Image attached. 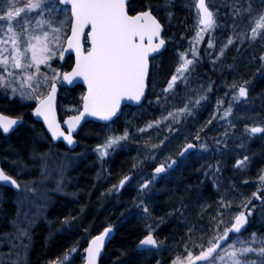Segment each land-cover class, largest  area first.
<instances>
[{"label":"trees","instance_id":"obj_1","mask_svg":"<svg viewBox=\"0 0 264 264\" xmlns=\"http://www.w3.org/2000/svg\"><path fill=\"white\" fill-rule=\"evenodd\" d=\"M208 5L214 13L215 24L200 41L196 0L131 1V14L152 10L165 27L168 47L152 60L150 92L141 107L124 108L122 116L110 124L89 122L82 128L75 152L82 147L92 150L98 139L121 137L125 132L128 136L119 141L118 147L110 149L99 165L89 154L73 170L72 195L57 196L46 219L34 229L30 264L54 263L77 246L83 250L89 239L110 222L120 226L118 220L124 214L127 217L131 210L129 220L122 223L106 248L108 262L168 264L173 256L183 257L188 250L197 257L227 229L229 223L219 226L215 222L216 216L226 212L223 213V208L234 215V209L247 203L256 191L258 186L253 182L264 174V133L252 137L250 129L264 128V75L261 74L264 28L257 27L255 39L247 32L264 17V3L262 0H208ZM66 33L67 38L69 29ZM229 39L232 44H228ZM196 44L198 52L193 56ZM182 54L190 55L193 63L180 75L177 70L184 61ZM59 59L51 60L49 67L63 75L72 68L74 59L69 57L64 65ZM47 67H43L46 73L50 72ZM173 75H177V81L165 92ZM240 86L250 90V100L235 107L237 100L232 97L238 95ZM84 93L82 86L72 89L61 86L58 101L61 120L80 111ZM201 97L207 99L201 100ZM35 104L11 99L0 90V112L24 118V124L9 137L0 135L4 169L9 165L7 162L15 163L25 171V177L31 176L22 184L34 178L38 168L31 159L39 150L68 151L62 144L53 146L42 124L33 119L31 110ZM229 107L232 111L225 116ZM165 139L174 143L171 145L174 149H165L164 153ZM197 140L199 150L178 158L186 143H197ZM254 140L257 142L253 143ZM160 155H165V162L161 164L174 159L178 163L173 171L157 177L155 168ZM245 156L247 161L237 167V162ZM151 158L154 165L146 169L144 161ZM200 163L201 174L197 171ZM255 171L257 177L251 182ZM128 176L130 182L117 193L121 181ZM145 184L149 185L147 189L143 188ZM16 205V193L1 187L0 224L3 227L13 219ZM136 215L139 222L133 218ZM259 215L264 216V210ZM79 233H89L83 243ZM149 233L155 235L159 250H138L139 242ZM246 233L242 236L248 241L250 237Z\"/></svg>","mask_w":264,"mask_h":264},{"label":"snow or ice","instance_id":"obj_2","mask_svg":"<svg viewBox=\"0 0 264 264\" xmlns=\"http://www.w3.org/2000/svg\"><path fill=\"white\" fill-rule=\"evenodd\" d=\"M262 3H264V0H262ZM0 4H7L6 10L0 7V12H3L0 15V22H9L7 32L10 34L6 39L0 38V87L11 88L12 98H17L18 92L20 99L31 98V93L23 90L24 83L37 79L40 74V65H47L48 61L57 55L54 46L59 45L61 27L54 26L53 13L59 14L64 11V9L58 7L61 4H71V13L74 17L72 35L68 38V47H74L77 54L76 68L73 75L83 77L88 86V94L83 98L84 111L79 116L72 117V122L79 124L85 113L90 116H97L104 121H110L117 115L121 99L127 98L139 102L144 95V80L149 53L159 52L165 44L164 39H159L158 43H153V38L160 35L161 25L150 11L129 16L126 11L125 0H32L25 8L15 7V0H0ZM197 7L201 15L199 23L206 28H212L215 21L213 13L205 4V0H199ZM248 11H251V9ZM33 12L36 15L47 14L49 17L40 21L39 28L43 35L29 33L24 39H21L24 32H27L26 25L28 22L27 15L22 17V14ZM260 19L264 21V17ZM14 20L23 28V31L19 34L14 32L11 27ZM45 24L47 29L43 27ZM88 26H90V31L87 38L90 42V48L85 53L82 51L80 41L83 29ZM0 27H3L2 23H0ZM257 27L264 28V23L258 24ZM252 32L254 34L253 39H255L257 28H253ZM145 37H147V46L144 44ZM197 38H201L199 33H197ZM33 40L35 43H32ZM232 43L233 41L229 39L228 44ZM9 44L10 48L8 47ZM208 47L211 48L213 45L210 43ZM195 54V51H193V56ZM220 54L223 55V49ZM60 58L63 59L62 53ZM181 59L184 60V63L177 71L180 75H183V72L188 70V65L192 64L193 61L185 59L183 54ZM261 59H264V57H261ZM32 67H35L36 75L27 74V70ZM14 70H21L25 73L20 89L12 87L17 80L21 79L20 74ZM177 78V75L172 76L165 92L174 87ZM65 79L67 80L68 77L65 76ZM28 86L29 88L32 87L30 83ZM52 92H55L54 86ZM247 94L246 87L240 86L238 95L233 96L232 99L238 100L246 97ZM52 99L53 96L49 95L47 101H41V106L36 108L35 114L38 117H44L49 129L52 130V136L58 138V129L55 127L54 122L49 119ZM204 99L207 98L201 97V100ZM196 103L199 104L200 101ZM220 103L223 104V101H220ZM231 111L232 109L229 107L224 115H229ZM188 114L190 115L191 112L189 111ZM17 124L16 119L0 116V135L13 131V126ZM149 127H152V125H149ZM141 131H144V129H141ZM250 132L252 134L264 133V128L252 127ZM59 135L63 136L69 145L73 144L71 135L64 136L62 132ZM127 136L128 133L125 132L121 137L110 138L106 147L118 144L120 140L126 139ZM193 148L194 145L189 143L181 153V158ZM106 154L101 152L102 157ZM247 159L248 157L245 156L244 160L238 161L236 166L240 167ZM175 163L176 161H173V164L155 168L156 176L165 173L166 169L172 168ZM61 179L63 180V177ZM0 182H9V186L17 183L15 179L6 175L2 170H0ZM123 184L124 181H121V185ZM148 186V184H145L143 188L147 189ZM60 187L61 184L58 183L57 189L59 190ZM251 215V210L248 211L247 216L244 212H240L235 217V223L223 232V235L219 237V241L212 243L196 259L207 260L209 264H217V257L219 256L217 249L222 247L220 241L228 242L230 233L240 234L245 229ZM111 231V228H105L102 235L92 240V246L87 249L89 264H96V258L101 253L104 239L110 235ZM261 244L264 245V242H261ZM156 245L157 241L151 233L139 242V248L145 251ZM238 251L239 256L237 251L228 253V261L231 264H257V260L259 264H264V246H261L258 252L253 247H243ZM214 253H217V256H214ZM249 253H252L256 259L249 257ZM219 259L224 260L223 257H219ZM0 264H3V262L0 261Z\"/></svg>","mask_w":264,"mask_h":264},{"label":"rangeland","instance_id":"obj_3","mask_svg":"<svg viewBox=\"0 0 264 264\" xmlns=\"http://www.w3.org/2000/svg\"><path fill=\"white\" fill-rule=\"evenodd\" d=\"M30 2H32V0H15V7L25 8L29 5ZM0 7H3L6 10L7 4H0ZM58 7L64 9V11L60 12L59 14L53 13V16L55 18L54 26H60L61 32L59 45L54 46V50L57 55H55L51 60L58 57L60 58L61 50L66 39V31H68L71 24V16L67 18V14H70L69 9L63 7L62 5H58ZM2 14L3 12H0V15ZM25 15H27L28 20L26 25L27 32H24V36H21V39H24V37L29 33H31L32 35L42 36L43 32L40 30L39 25L41 20H46L49 18L47 14L36 15L33 12L30 14H22V17ZM0 23H2L3 25V27H0V38L6 39L10 35L7 32L9 22L4 21ZM260 23H264V21H261L260 19L258 24ZM11 27L17 34L23 31L21 25L17 24L15 20L11 23ZM43 27L44 29H47L46 24ZM253 28H257V26H251V29L247 32L248 35H254L252 32ZM208 31L209 30H207L206 32H199L201 38L197 39L201 41L203 36L207 34ZM255 34L257 35L258 32ZM242 38L244 39L245 35ZM32 43H35V41L33 40ZM8 47L10 48V44L8 45ZM194 51L197 54V44L194 47ZM188 56L190 55L185 54L184 58L190 59ZM51 60L48 61L47 65H40V74L38 75L37 79H34L33 81H30L28 83H24L23 90L26 92H30L31 98L20 99L18 92V99L23 102H38L49 93L50 87L53 83L61 81L62 75L57 71H53L49 67L51 64ZM183 63L184 61L182 62V64ZM45 66H48L47 68L50 69V72H45V70L43 69V67ZM14 71L20 74L21 79L17 80L12 85V87L20 89L25 73L21 70ZM27 74L36 75L35 67L28 69ZM29 83L32 85L31 88H29L28 86ZM0 90L4 93V95H8V97L12 98L11 88L6 89L4 87H0ZM108 140L109 139H105L103 141H101L100 139L96 140L95 147L90 151L86 147H82L78 152H59V150H50L47 152V155L45 157L39 158L37 160L38 162L36 161L35 165L38 169L35 173L34 178H31L34 180L29 179V181H27L25 184H22L21 191L16 194V211L14 213L13 219L10 220L9 223V225H11V228L14 229V237L12 236L11 239L7 240L3 248H0V261H2L3 264H23V262L20 263V261H24L28 252L27 250L31 245H33L34 229L40 222L46 219L47 212L51 206L50 204L52 203V199L57 197L59 194H71L70 188L72 186V178H70L69 172L78 167L80 162L89 154L93 155V158L95 159L93 161L99 165L102 158L108 155L110 149L118 147L119 143L111 147H106ZM101 152H105L107 154L102 157ZM30 177L27 176V178ZM61 177H63V180L61 179ZM58 183L61 184L59 190L57 189ZM251 223H249V228L251 226ZM241 237L243 236L241 235ZM247 237H250V240L234 241L230 244L222 246L218 251L219 256L217 257V264H225V262H227V264H231V262L228 261V253L231 251H237V255L239 256L238 250L243 247H253L258 252V248L255 246L256 242L253 238V234ZM70 255L72 254L65 256L60 261H55L52 264H68L67 261L69 260ZM214 256H217V253ZM248 256L252 259H256V257L252 253H249ZM219 257H223L224 260L221 261ZM195 258L196 257L192 255L188 250L184 252L183 257L180 255L175 257L173 256L168 264H191V262ZM198 264H209V262L207 260H204ZM257 264H259L258 260Z\"/></svg>","mask_w":264,"mask_h":264},{"label":"bare ground","instance_id":"obj_4","mask_svg":"<svg viewBox=\"0 0 264 264\" xmlns=\"http://www.w3.org/2000/svg\"><path fill=\"white\" fill-rule=\"evenodd\" d=\"M209 7V6H208ZM196 9H197V3H196ZM209 9L211 10V12L213 13V11H212V9L209 7ZM197 12H198V14H199V21H200V18H201V15H200V12H199V10L197 9ZM214 14V13H213ZM163 25V24H162ZM199 25H200V29H201V32H203V31H205V28L204 27H202V24H200L199 23ZM164 26V25H163ZM164 29H165V27H164ZM166 40V39H165ZM167 42V41H166ZM167 44H168V42H167ZM162 54V53H161ZM160 54V55H161ZM152 69H153V67H152ZM151 74H152V71H151ZM262 75H264V67L262 68V73H261ZM56 84H58V86H59V88L61 89V86L63 85V86H65L64 85V83H63V76H62V79H61V81L60 82H55ZM54 83V84H55ZM66 87V86H65ZM247 89V88H246ZM149 92H150V86H149V91H148V94H149ZM247 92H248V94H247V96L246 97H244V98H239L237 101H236V103H234V106L235 107H238V106H243V104H245V103H248L249 102V100H250V90L249 89H247ZM147 97H148V95H147ZM11 99H13V98H11ZM147 99V98H146ZM146 101V100H145ZM145 101H144V103H145ZM143 103V104H144ZM142 104V105H143ZM141 105V106H142ZM141 106H139V107H141ZM127 107H132V106H127ZM139 107H132V108H139ZM3 114H5V113H3ZM5 115H8V114H5ZM8 116H10V115H8ZM12 117H14V116H12ZM33 117V116H32ZM16 118H22V117H16ZM23 120H24V118H22ZM89 122H91V123H96V122H93V121H88L87 123H89ZM86 123V124H87ZM23 124H24V122H23ZM22 124V125H23ZM97 124H100V123H97ZM22 125H20V126H22ZM19 126V127H20ZM260 126H262L261 124H260ZM18 127V128H19ZM259 127V126H258ZM17 128V129H18ZM16 129V130H17ZM16 130L14 131V132H16ZM13 132V133H14ZM81 132V131H80ZM80 132H79V134H80ZM78 134V135H79ZM258 133H256V134H254V135H252V137H254L255 135H257ZM260 134H262V133H260ZM11 135V134H10ZM9 135V136H10ZM3 136L4 137H9V136H5L4 134H3ZM259 139V138H258ZM257 140V139H256ZM256 140H254L253 141V143L256 141ZM258 141V140H257ZM256 141V142H257ZM189 143H191V144H193L194 145V148L192 149V150H189L188 151V153L186 154V155H184L183 157H186V156H188L190 153H194V152H196L197 150H199V143H198V140H197V143H195V142H188V143H186L183 147H182V149L180 150V152H179V154H178V158H181V153L184 151V149L186 148V146L189 144ZM51 144H53V146H57V145H60V144H55L53 141H51ZM172 144H174V143H172ZM171 144V142L168 140V139H165L164 141H163V152H164V150L165 149H174V147L173 146H171L172 145ZM179 147V146H178ZM177 148V147H176ZM255 148V150L256 149H258L257 148V145H256V147H254ZM170 151V150H169ZM165 153V152H164ZM251 155H252V153H250ZM47 155V152H45V151H38V154H35V155H33V157H32V159H31V161L32 162H34L35 164H36V161L39 159V158H41V157H45ZM38 157V158H37ZM253 157L255 158V154H253ZM165 158V155H160V156H158L157 157V166L156 167H160V166H162V165H165V163L164 164H161V162H165V161H163V159ZM254 158L252 159V161H254ZM153 160L154 159H147L146 161H144L145 162V166H146V169L147 168H151L153 165H154V162H153ZM249 160H250V158H249ZM0 161L2 162V164H3V170H4V172L8 175V176H11V177H13V178H15L16 179V177L15 176H13L14 174L17 176V177H19V179H20V181H18L17 179V182L19 183V185H21L22 184V182L24 181V179H26L27 177H25V175H27L26 173H25V171L24 170H22V169H20L19 167H17L16 165H15V163H9V162H7L9 165H8V167H7V169L5 170L4 169V161L2 160V158L0 157ZM173 161H176V163H175V165L172 167V168H170V169H166V172L167 173H165V174H168V173H170L171 171H173L175 168H176V166H177V163H178V159H174V160H171V162H170V160L168 161V163L166 164V165H169V164H173ZM251 161V160H250ZM38 162V161H37ZM201 165H202V163H200V166H199V168L197 169V171H198V173L199 174H201L200 173V171H203V169H200L201 168ZM72 172L73 171H70L69 172V175H70V178H72L73 179V175H72ZM165 174H160V175H165ZM257 177V174H256V171L253 173V174H251V182L255 179ZM126 179V180H125ZM124 179V182L126 181V183L125 184H123V185H120L119 187H118V190L116 191L117 193H119V192H121V190H122V188L128 183V182H130V176H128V177H126ZM128 179H129V181H128ZM259 180L260 181H262V182H259ZM73 181V180H72ZM69 182V181H68ZM21 183V184H20ZM261 183H262V185H261ZM253 184L255 185V187H257V189H256V191L253 193V195L249 198V200H248V202L247 203H245L243 206H238L237 208H235L234 209V215H233V213L231 214H229L228 213V211H227V209H225L224 210V208H223V213H224V211H226L224 214H221V215H219V216H216L215 217V222L217 223V225H219V226H224L225 224H227V223H229L228 224V226H227V229H229V228H231L232 227V225L234 224V222H233V220H235V217L240 213V212H244L245 213V215L247 216V213H248V211L249 210H251V212H252V215L248 218V226H247V228H246V231L245 232H243V233H240V234H235V233H230V235H229V240H228V242H224V241H220V243H221V245L222 246H224V245H227V244H230V243H232V242H234V241H244L245 239H244V237H241V235H243L244 233H246L247 231V236H249V235H251V234H253V238H254V240H255V242H256V244H255V246L258 248V251H259V249H260V247L261 246H264V245H262L261 244V242H264V216H262V215H259L260 213H261V211L262 210H264V174L262 175V177L259 179L258 178V180L255 182H253ZM251 185H252V183H250L249 184V188L251 187ZM0 189H1V187H0ZM62 194H59L58 196H61ZM67 196V195H66ZM56 198L57 197H55V198H53L52 199V203L50 204L51 206H50V208H49V210L52 208V206L54 205V203H55V200H56ZM131 204H133L132 202H131ZM48 210V211H49ZM133 210L135 211V208H133ZM131 212H132V210H131ZM131 212H130V214L128 215V216H131L132 214H131ZM126 214H124L123 216H121V218L118 220V223H120V226H118V225H114L113 223H111L110 222V225H108V226H106L105 228H107V227H110V226H112V227H114L115 228V234H114V237L112 238V240L115 238V236L117 235V232H118V229H119V227H121V225H122V223H124L127 219H128V216L126 217L125 216ZM134 218V220L136 221V222H139L140 221V218H139V216H135V217H133ZM251 219V220H250ZM129 220V219H128ZM232 221V222H231ZM251 221H252V223H251ZM9 223L10 222H8L7 224H6V226L5 227H3L2 226V224H0V248H3V246L5 245V243L7 242V240H9V239H11V237L13 236L14 237V229H12L11 228V225H9ZM117 223V224H118ZM249 223H251V226H250V228H249ZM104 228V229H105ZM103 229V230H104ZM226 229V230H227ZM102 230V231H103ZM225 230V231H226ZM101 231V232H102ZM100 232V233H101ZM99 233V234H100ZM88 235H89V233L88 234H85V233H79V235H78V238H80L79 240H81V243H83L85 240H86V238L88 237ZM98 235V234H97ZM153 235V234H152ZM95 237V236H94ZM94 237H92L91 239H89V241H88V243H87V245L83 248V250H82V247H75V248H73L72 250H69L67 253H65V255L64 256H62L58 261H60L62 258H64L65 256H67V255H69V254H72V255H70V258H69V260L67 261L68 262V264H84L85 262H86V258H87V248H88V244H89V242L94 238ZM153 237H154V239L156 240V237H155V235H153ZM144 238H146V236L144 237ZM143 238V239H144ZM142 239V240H143ZM111 240V241H112ZM110 241V242H111ZM157 241V240H156ZM219 241V240H218ZM109 242V243H110ZM80 243V244H81ZM158 244V243H157ZM151 248H153V249H158V245H156V246H154V247H150L149 249H151ZM33 249H34V247H33V245H31L30 247H29V249L27 250L28 252H27V254H26V257H25V259H24V261H20V263L21 262H23V264H30V257H31V254H32V251H33ZM77 249V250H76ZM221 249V247L220 248H218L217 249V252L219 251ZM138 250H142V249H140L139 247H138ZM159 250V249H158ZM81 251H82V255H80L81 254ZM147 251H149V250H147ZM155 251V250H154ZM157 251V250H156ZM206 251V250H205ZM105 252H106V249H105V251H104V254H103V256H102V258H101V262H100V264H117V262L116 261H114V260H112V262H108V260H107V257L105 256ZM201 254V253H200ZM199 254V255H200ZM216 253H214L213 255H215ZM198 255V256H199ZM196 259V258H195ZM194 259V260H195ZM202 261H204V260H201V261H199V262H197V263H200V262H202ZM22 264V263H21ZM52 264V263H51ZM196 264V263H195Z\"/></svg>","mask_w":264,"mask_h":264},{"label":"water","instance_id":"obj_5","mask_svg":"<svg viewBox=\"0 0 264 264\" xmlns=\"http://www.w3.org/2000/svg\"><path fill=\"white\" fill-rule=\"evenodd\" d=\"M131 1L132 0H125L127 14L129 16H135V15H138V14L142 13V12H140V13H137L135 15L130 14L129 4L131 3ZM198 3H199V0H197V5H198ZM205 4L208 7L207 0H205ZM62 5L63 6H68L70 8V13H71V4H62ZM197 9H198V7H197ZM151 14H152L153 17L156 18V20L161 25L160 35L158 37H154L153 38V43H158L159 42V39H164L163 38V34H164V30L165 29H164V26L162 25V23L158 20V18L152 12H151ZM71 16H72V13H71ZM213 18H214V16H213ZM73 23H74V17L72 16V24H71V30H70L69 37H71V35H72V25H73ZM202 27H205V26L202 25ZM89 31H90V26L85 27L83 29V35L81 36V41H80L81 42V46H82V51H84L85 53L87 51L86 45H85V39L87 38V34H88ZM164 41H165V44L160 48L159 52H155V53L150 52L149 53L148 61H147V65L148 66H147V70H146V74H145V80H144V84H145V87H144V95L141 97L140 101L137 102V101L129 100L127 98L121 99V101H120V107L117 110V115L114 116L110 121H104V120H101L97 116H90L87 113H85L84 117L81 119V121L79 122V124H74L72 122V117L79 116L80 113L84 111V99H83L82 109H81L80 113H78L75 116L68 117V118L64 119L63 121H61L60 120V117H59V113H58V98H59L60 88H59L58 84H56V83L52 85L49 94L42 101H47L49 95H52L53 96V99L51 101V112H50V115H49V119L54 122L55 127L58 129V133H57L58 138H54L52 136V130L49 129L48 123L45 121L44 117L43 116H39L38 117L35 114L36 108L41 106V101L31 111V114L34 117V120L37 121V122H39V123H41L43 125V127H44L45 131L47 132L48 136L51 138V140L55 144L63 143L71 151L77 150L78 149V146H79V143H78V141L76 139V136L79 134V132L81 131V129L84 127V125L88 121H93V122L100 123V124H108V123H111V122L115 121L116 119H118L122 115L123 108H125L127 106L139 107V106H141L144 103V101L146 100L148 91H149V79H150V73H151V58H153V57H155L157 55H160L161 53H163L167 49L168 44H167V42H166L165 39H164ZM88 43H89V48H90V42H89V40H88ZM144 44L147 46V37H145ZM70 56H73V58H74V64H73L72 69L70 71H68L67 73L64 74V76H63V83H64V85L66 87H68L70 89H72V88H74V87H76L78 85L82 86L86 90V93H85V96H86L88 94V86H87V83L84 81L83 77H79V76H74L73 75V72H74V70L76 68L77 54H76V50H75L74 47L73 48H69L68 47V39H67V41L65 43L64 50H63V59H61V64L65 63L66 60L68 59V57H70ZM65 76L68 77L67 80L65 79ZM53 86L55 87V92L54 93L52 92ZM0 116L7 117L8 119H16L18 121V124L13 126L14 130L13 131H10L7 134H4L5 136H9L10 134H12L24 122V120L22 118L11 117V116L5 115L3 113H0ZM61 132L64 134V136L71 135V137L73 139V144L72 145H69L67 143V141L64 140L63 136H60L59 135V133H61ZM0 170H2L4 172L3 165L1 163V161H0ZM11 178L12 179H15L13 177H11ZM128 181H129V179H128ZM16 182H17V180H16ZM125 183H126V181L124 182V184ZM0 184L6 186L7 188H9V189H11L13 191H19L20 190V185H19L18 182L16 183V185H11V186H9V182H0ZM107 228H111L112 231H111L110 235L109 236H106L105 239H104L103 247L101 248V253L96 258V264H100L101 258H102L103 254H104V251L107 248L109 242L112 240V238L114 237V234H115V228L114 227L110 226V227H107ZM104 230L100 234L96 235L95 237L102 235L104 233ZM92 240L89 242L88 248L90 246H92V244H91ZM86 252H87V258H86V262L84 264H89V254H88V251H86ZM199 261H201V260L195 259V260L192 261L191 264H195V263H197Z\"/></svg>","mask_w":264,"mask_h":264},{"label":"flooded vegetation","instance_id":"obj_6","mask_svg":"<svg viewBox=\"0 0 264 264\" xmlns=\"http://www.w3.org/2000/svg\"><path fill=\"white\" fill-rule=\"evenodd\" d=\"M48 136V135H47ZM79 141V140H78ZM64 146V145H63ZM2 163V162H1ZM3 165V164H2ZM165 173H167V172H165ZM165 173H163V174H165ZM0 187H5V188H7L6 186H4V185H0ZM13 191V190H12ZM16 193V192H15ZM19 193V192H18ZM17 194V193H16ZM241 233H243V232H241Z\"/></svg>","mask_w":264,"mask_h":264}]
</instances>
